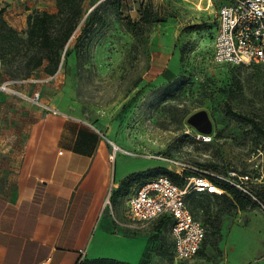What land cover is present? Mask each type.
I'll use <instances>...</instances> for the list:
<instances>
[{
	"label": "rangeland",
	"instance_id": "rangeland-1",
	"mask_svg": "<svg viewBox=\"0 0 264 264\" xmlns=\"http://www.w3.org/2000/svg\"><path fill=\"white\" fill-rule=\"evenodd\" d=\"M232 1L84 0L83 22L54 74L44 71L46 60L27 73L0 59V139L24 126L22 94L32 100L38 94L35 104L80 115L110 138L113 174L120 160L155 156L147 173L128 175L108 192L124 227L145 241L137 264H264V134L254 127L264 131V64H219L212 58L217 11ZM51 6L57 8V0H0L3 18L18 31L28 14ZM146 6L150 22L141 19ZM166 60L174 73L157 74ZM199 111L211 121L207 141L188 123ZM157 156L239 185L261 202L253 196L257 205L242 209L223 192L188 194L187 207L207 232L199 252L178 262L168 224L136 223L125 212L142 181L165 171L177 174Z\"/></svg>",
	"mask_w": 264,
	"mask_h": 264
},
{
	"label": "crops",
	"instance_id": "crops-1",
	"mask_svg": "<svg viewBox=\"0 0 264 264\" xmlns=\"http://www.w3.org/2000/svg\"><path fill=\"white\" fill-rule=\"evenodd\" d=\"M25 27L26 18L19 28ZM171 62L166 60L157 74L174 73ZM22 97L28 109L24 126L0 139V264L100 258L137 264L145 241L124 227L108 192L128 175L147 173L154 166L150 155L128 164L118 161L113 174L109 159L116 151L110 153V138L93 122Z\"/></svg>",
	"mask_w": 264,
	"mask_h": 264
},
{
	"label": "built area",
	"instance_id": "built-area-1",
	"mask_svg": "<svg viewBox=\"0 0 264 264\" xmlns=\"http://www.w3.org/2000/svg\"><path fill=\"white\" fill-rule=\"evenodd\" d=\"M212 58L219 64L264 63V0H234L219 7L212 39ZM33 100H38V94ZM197 137L209 140L206 134L198 133ZM157 157L173 166L171 170L178 174L184 169L194 173L185 178L183 186L163 175L143 182L127 200V216L142 224L170 217L174 256L178 262L188 261L199 252L206 229L193 217L185 198L192 192L220 194L221 189L204 171L173 158ZM237 187L242 189L239 185ZM106 203L109 204L108 199Z\"/></svg>",
	"mask_w": 264,
	"mask_h": 264
},
{
	"label": "trees",
	"instance_id": "trees-1",
	"mask_svg": "<svg viewBox=\"0 0 264 264\" xmlns=\"http://www.w3.org/2000/svg\"><path fill=\"white\" fill-rule=\"evenodd\" d=\"M83 5L84 0H57L55 11L34 10L28 14L26 27L21 31L12 27L0 12V59H2L3 64L11 65L15 63L18 65L16 68H22L29 73L41 67L46 60L47 64L44 66V71L49 75L54 74L59 68L62 55L70 39L83 22ZM141 19L143 22L152 21L147 6L142 12ZM254 127L260 134H264V131L256 124ZM193 173L188 169H184L182 174L165 171L164 175L175 184L183 186L186 182L185 178ZM210 179L221 189V193L223 192L226 197L231 198L242 209L257 205V202L253 200V196L258 199V202H261L259 197L251 191L246 193L228 181ZM145 181L147 180L142 181L138 186ZM220 194L214 193V195ZM156 222H165L170 228L171 218L160 217ZM82 263L128 264L108 258L80 261L77 264Z\"/></svg>",
	"mask_w": 264,
	"mask_h": 264
},
{
	"label": "water",
	"instance_id": "water-1",
	"mask_svg": "<svg viewBox=\"0 0 264 264\" xmlns=\"http://www.w3.org/2000/svg\"><path fill=\"white\" fill-rule=\"evenodd\" d=\"M188 123L195 127L200 134L211 132V121L204 111H199L188 117Z\"/></svg>",
	"mask_w": 264,
	"mask_h": 264
},
{
	"label": "bare ground",
	"instance_id": "bare-ground-1",
	"mask_svg": "<svg viewBox=\"0 0 264 264\" xmlns=\"http://www.w3.org/2000/svg\"><path fill=\"white\" fill-rule=\"evenodd\" d=\"M115 148H117V147L115 146Z\"/></svg>",
	"mask_w": 264,
	"mask_h": 264
}]
</instances>
